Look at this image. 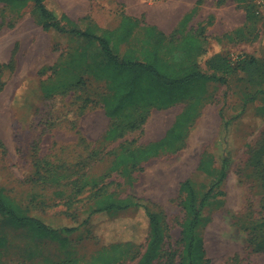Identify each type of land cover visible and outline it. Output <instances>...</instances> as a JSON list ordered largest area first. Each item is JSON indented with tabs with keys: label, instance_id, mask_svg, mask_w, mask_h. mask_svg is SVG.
Returning a JSON list of instances; mask_svg holds the SVG:
<instances>
[{
	"label": "rangeland",
	"instance_id": "1",
	"mask_svg": "<svg viewBox=\"0 0 264 264\" xmlns=\"http://www.w3.org/2000/svg\"><path fill=\"white\" fill-rule=\"evenodd\" d=\"M130 1L158 7L180 0ZM182 1L192 7L189 14L196 8L186 27L179 29L204 39L206 52L199 59L202 70L212 73V59L217 56L226 57L234 66L255 57L261 72L253 81L237 70L227 85L209 82V96L182 139L144 161L130 152L137 154L164 139L191 102L165 110L128 108L121 120L141 126L128 132L127 141L102 145L86 140L78 131L80 118L105 108L111 95L109 82L99 73L106 58L98 44L91 46L76 36L59 34L55 44L33 2L22 18L19 9L0 5V136L8 137L0 139V183L16 203L79 226L67 245L73 250L68 258L74 264H89L93 254L129 241L136 244L135 252L143 253L149 224L140 204L162 215L166 254L156 263L183 264L186 211L181 185L188 179L193 181L199 203L205 204L197 233L209 264H264V93L259 92L264 91V0ZM90 20H76V27H93ZM139 21L149 25L145 18ZM60 22L69 28L67 21ZM143 34L139 31L134 46L142 44ZM181 37L177 32L168 36L161 54L184 66L193 58L174 51ZM5 64L11 68L3 69ZM249 95L252 102L246 106ZM16 118L17 133L13 129ZM223 119L233 120L227 132ZM122 153L130 157L125 165H118ZM228 153L233 160L231 170L219 181V162ZM59 191L65 196L58 198ZM105 194L133 200L126 209L93 214L95 202ZM11 237L15 242L22 240L18 232ZM47 246L58 248L59 244ZM139 259L130 256L113 264H136ZM9 264L41 263L13 258Z\"/></svg>",
	"mask_w": 264,
	"mask_h": 264
},
{
	"label": "trees",
	"instance_id": "2",
	"mask_svg": "<svg viewBox=\"0 0 264 264\" xmlns=\"http://www.w3.org/2000/svg\"><path fill=\"white\" fill-rule=\"evenodd\" d=\"M225 1L221 0V3ZM31 2L39 8L43 29L53 34L55 44L59 43L56 34L64 37L76 36L88 45L98 44L99 50L106 58L104 64L99 67V73L107 79L110 85L111 95L105 100L104 109L113 123L100 141L102 145H106L108 142H117L128 135L129 131L141 126L138 122L125 123L124 120H121L123 112L128 108L143 106L165 110L180 102H191L177 116L164 139L149 145L137 154L130 152L139 160L144 161L157 155L160 151L173 147L177 141L182 139L184 129L192 122L199 107L209 96L207 88L209 82L227 85L228 77L237 70L245 74L249 81H253L261 72L255 57L246 58L234 66L223 56L212 59V73L205 72L201 69L199 60L206 52L204 39L192 31L184 32V29L177 31V33H181L182 37L180 44L174 47V51L181 52L188 59L193 58L192 61L182 66L168 61L161 54L162 44L168 36L154 26L141 27L140 21L133 17L125 16L117 30L97 34L93 27L86 30L78 29L77 23L63 12L54 0H0V5L4 4L13 9H19V16L22 18L28 12ZM195 11L196 8L192 14ZM192 14L187 15L181 22L182 28H185L189 23ZM61 20L67 21L69 28L62 26ZM141 30L144 31L145 38L142 40V44L137 47L133 45L132 39ZM154 39L157 42H154ZM55 48L58 47L55 46ZM176 57L178 56H175L174 60ZM2 67L3 69L11 68L9 64ZM5 83L4 81L2 85ZM259 92L264 93L263 90ZM252 97L249 95L245 100L246 106L252 102ZM232 123L233 120L223 119V131L227 132ZM124 141L127 139L122 142ZM33 145H36V142ZM129 157L127 153H122L118 165H125ZM232 163V156L229 153L222 157L218 166L219 181L224 180L229 174ZM181 191L185 194L183 206L186 211L183 230L185 248L181 254L182 263L209 264V260L205 258L203 239L197 233L205 204L203 201L199 203V197L191 179L182 183ZM55 195L62 198L65 193L59 191ZM132 200V197L117 199L113 194H105L95 202L92 213L102 214L112 210H123L131 204ZM139 207L144 211L149 224L145 251L143 253L135 252L136 244L131 241L120 243L112 250L105 248L93 254L89 264H113L130 256H140L136 264H157V261L164 258L166 234L162 215L153 211L148 205L140 204ZM78 229L79 226L59 222L41 214L32 206L16 203L7 187L0 183V264H9L13 258H19L29 263L74 264L68 258L73 250L69 251L67 245L70 237ZM12 232H18L22 240L15 242L11 237ZM50 242H57L59 247L47 246Z\"/></svg>",
	"mask_w": 264,
	"mask_h": 264
},
{
	"label": "crops",
	"instance_id": "3",
	"mask_svg": "<svg viewBox=\"0 0 264 264\" xmlns=\"http://www.w3.org/2000/svg\"><path fill=\"white\" fill-rule=\"evenodd\" d=\"M56 2L63 12L75 22L90 17L97 34L117 30L121 26L124 17L128 16L138 20L145 18L150 26H154L160 32L170 36L179 30L181 22L189 15L192 8L191 6L188 7V4L186 6L182 0L175 3H165L158 7L143 4L135 5L130 0H56ZM140 24L143 27L144 23L140 22ZM6 92L7 88L5 89ZM12 105V107H16L15 110L17 111L18 108L17 105L15 106V102ZM17 118L15 121L13 120V125H16L13 129L16 133L17 122L19 123ZM112 121L107 116L105 109L99 107V110L87 112L80 118L78 131L86 140L100 142L111 127ZM7 138V136H0L2 141H6ZM126 139H128V135H125L123 139H119L117 143Z\"/></svg>",
	"mask_w": 264,
	"mask_h": 264
},
{
	"label": "built area",
	"instance_id": "4",
	"mask_svg": "<svg viewBox=\"0 0 264 264\" xmlns=\"http://www.w3.org/2000/svg\"><path fill=\"white\" fill-rule=\"evenodd\" d=\"M144 1H157V0H144Z\"/></svg>",
	"mask_w": 264,
	"mask_h": 264
},
{
	"label": "bare ground",
	"instance_id": "5",
	"mask_svg": "<svg viewBox=\"0 0 264 264\" xmlns=\"http://www.w3.org/2000/svg\"><path fill=\"white\" fill-rule=\"evenodd\" d=\"M28 25V24H27Z\"/></svg>",
	"mask_w": 264,
	"mask_h": 264
}]
</instances>
